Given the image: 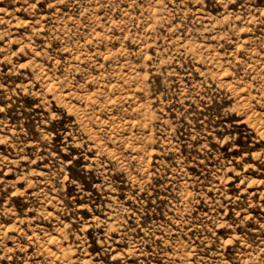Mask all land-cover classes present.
<instances>
[{
    "label": "rangeland",
    "instance_id": "obj_1",
    "mask_svg": "<svg viewBox=\"0 0 264 264\" xmlns=\"http://www.w3.org/2000/svg\"><path fill=\"white\" fill-rule=\"evenodd\" d=\"M0 264H264V0H0Z\"/></svg>",
    "mask_w": 264,
    "mask_h": 264
}]
</instances>
